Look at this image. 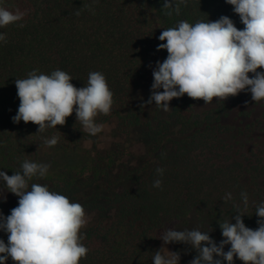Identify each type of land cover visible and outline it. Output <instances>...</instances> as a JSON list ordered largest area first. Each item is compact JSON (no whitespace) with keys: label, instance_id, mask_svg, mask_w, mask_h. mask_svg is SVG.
<instances>
[{"label":"trees","instance_id":"obj_1","mask_svg":"<svg viewBox=\"0 0 264 264\" xmlns=\"http://www.w3.org/2000/svg\"><path fill=\"white\" fill-rule=\"evenodd\" d=\"M163 2L0 0V6L26 13L18 22L24 27L0 28L7 36L6 43L0 42V171L11 176L25 159L51 166L46 177H33L29 188L32 183L47 185L92 215L81 229L89 252L79 264H153L159 230L196 213L231 219L234 205L243 210L242 192L248 195L244 223L259 219L255 211L264 202V142L258 139L263 119L251 124L245 116L235 117L236 123L228 120L248 92L219 102L214 98L209 104L185 94L169 102L168 112L155 102L146 104L149 98H136L156 62L168 55L157 51L166 42L158 39L165 28L181 20L215 21L222 15L238 29L244 26L225 0H188L179 15L171 16L164 14ZM56 69L66 71L77 88L87 84L90 72L103 73L114 103L110 114L98 115L96 123L116 119L119 136L137 138L142 154L136 155L127 142L85 152L79 159L82 142L92 135L83 132L75 112L65 125L43 133L31 122L13 123L20 103L15 79L33 70L50 75ZM54 135L58 143L46 146L44 140ZM158 167L164 169L162 176ZM157 179L160 188L153 187ZM227 193L232 199L225 201ZM18 199L13 194L9 203H0L4 216ZM0 239L7 244L8 234L0 231ZM6 264L14 262L9 258Z\"/></svg>","mask_w":264,"mask_h":264},{"label":"clouds","instance_id":"obj_2","mask_svg":"<svg viewBox=\"0 0 264 264\" xmlns=\"http://www.w3.org/2000/svg\"><path fill=\"white\" fill-rule=\"evenodd\" d=\"M233 6V12L244 25L242 30L231 18L222 15L215 21H197L191 24L181 20L175 27L165 28L158 39L166 41L157 46V51L166 50L163 62L157 61L152 72L151 95L145 102H155L165 112L171 110L169 102L185 94L205 104L224 101L241 92H250L255 103L264 100V0H225ZM188 0H164L165 15H179L181 5ZM91 10V9H89ZM94 14V13H93ZM25 12L10 11L0 6V28L22 21ZM75 15L79 16L77 11ZM19 27H24L22 23ZM0 42H7L5 33H0ZM249 73L253 75L249 76ZM73 78L56 69L50 75L33 70L26 78L15 79L19 107L12 117L13 123L31 122L38 126L37 133L48 128L63 126L66 118L75 112L83 132L97 135L103 130L96 123L100 114L111 112L113 92L106 77L99 71L88 74L87 84L77 88ZM163 91H159V89ZM145 105L142 104L143 108ZM58 136L44 140L48 147L55 146ZM50 165L25 159L20 171L9 176L0 171V192L7 190L19 197L18 205L4 216L0 211V231L8 234L7 244L0 239V264L11 258L14 264H79L87 257L89 249L82 243L85 234L81 229L89 223L83 206L68 197L51 191L47 185L32 183L33 177L44 178ZM156 172L162 176L163 168ZM157 179L153 187L160 188ZM243 210L230 219H221L218 224L223 239L216 241L209 235L212 231L199 228L182 230L169 228L160 236L163 245L154 252L153 264H180L181 254L170 251L172 243L190 245L197 255L189 264H234V257L243 264H264V202L256 206L258 227H247L243 217L248 208V195L241 194ZM225 201L232 199L227 193ZM235 220V223L232 222ZM230 248L225 251V246Z\"/></svg>","mask_w":264,"mask_h":264},{"label":"rangeland","instance_id":"obj_3","mask_svg":"<svg viewBox=\"0 0 264 264\" xmlns=\"http://www.w3.org/2000/svg\"><path fill=\"white\" fill-rule=\"evenodd\" d=\"M238 22V21H237ZM244 26V25H243ZM242 30V29H241ZM260 70V69H258ZM260 71H264V69H261ZM253 74L249 73V76L251 78ZM152 75H150L149 79L142 84V87L137 90L136 92V98H142V99H148L150 96V90H149V83L150 80L152 81ZM246 114V115H245ZM245 116L243 120H245L246 124H251V122L254 119L260 118L262 120V126H264V100H262L259 103H255L251 99V93L248 92L242 103L231 112L229 115V122L234 123L235 117H241ZM237 122V121H236ZM235 122V123H236ZM117 120L112 119L108 123L102 124L103 130L98 133L97 135L93 136L86 141H83L80 147V151L78 154H76V157L83 158L84 153H96V152H101L105 151L106 149H109L116 145V143H123L127 144L129 142L133 151L136 153V155L142 154V143L140 144L138 142V139L133 137L130 140L128 139H123V137L119 136L118 131H117ZM259 137L258 139H261L262 142H264V129L259 131ZM13 194L11 192H8L7 190H4L0 192V203H9L10 200L12 199ZM87 214V213H86ZM89 221L92 218V215H88ZM228 219L230 218L226 216H217L214 218H209L206 217L200 213L194 214L189 220L186 221H172L170 222L165 229L159 230L157 232V237L159 240V245L160 247L163 245V241L160 240V236L163 234V232L169 228L172 229H177V230H182L184 228H199L202 231H209L212 229L211 232H209V235L216 241L217 244L223 239L222 237V232L219 227V220L221 219ZM258 220V219H257ZM257 220H252L248 223H245V225L251 229H256L258 227ZM233 223H235L234 220H232ZM168 249L170 251H178L181 254V259H180V264H189V261L192 260L196 255V251L191 248L190 245H183V243H172L167 245ZM230 248V245L225 246V251H227ZM186 262V263H183ZM224 264H227L225 261ZM234 264H243L242 261H240L238 258L234 257Z\"/></svg>","mask_w":264,"mask_h":264}]
</instances>
